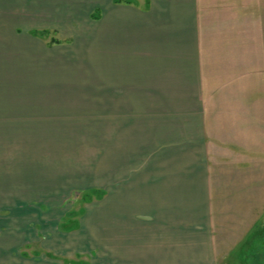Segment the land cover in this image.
Here are the masks:
<instances>
[{"label": "rangeland", "instance_id": "1", "mask_svg": "<svg viewBox=\"0 0 264 264\" xmlns=\"http://www.w3.org/2000/svg\"><path fill=\"white\" fill-rule=\"evenodd\" d=\"M19 1L23 5L15 0L0 17L9 25L5 28L0 21V54H15L6 55L7 63L17 64L16 58L25 52L20 39H13L11 27L50 28L42 41L34 42L40 54L35 67L27 66L32 75L8 79L25 91L0 92V134L2 129L9 132V139L0 135L4 138L0 139V264H112L121 245L116 240L130 236L126 224L147 215V195L137 190L132 201L123 200L125 188L113 183L109 188L110 183L101 180L99 166L119 165L127 176L139 170L147 147L126 149L121 141L123 150L102 148L99 153L94 139L65 137L62 130L70 128L71 122H85L87 129L95 131L101 75L94 57V23L87 25V12L71 13L58 4L49 12L43 1ZM200 15L203 95L213 122L210 129L217 137L216 155L225 154L228 165L247 167L246 183L232 193L229 205L218 200L214 205L219 225L215 233L220 240L228 239L224 252L218 247L217 264H248L257 247L248 238L264 233V0H200ZM51 39L60 45L47 48L45 43ZM66 39L70 43H64ZM47 65L51 71L47 72ZM74 77L77 82L70 91L50 89V84H70ZM26 95L29 107L17 104L12 109L5 100ZM128 96L123 99L126 104L131 100ZM27 127L35 131L27 132ZM17 137L22 139H10ZM138 151L140 155L131 153ZM101 186L108 192L105 197L98 196L96 188ZM238 218L244 221L240 231Z\"/></svg>", "mask_w": 264, "mask_h": 264}, {"label": "crops", "instance_id": "2", "mask_svg": "<svg viewBox=\"0 0 264 264\" xmlns=\"http://www.w3.org/2000/svg\"><path fill=\"white\" fill-rule=\"evenodd\" d=\"M14 1L0 0V17L11 10L9 7ZM36 1H43L49 12L55 11L57 4L71 13L87 12V25L94 23L95 26L94 57L99 61L97 75H101V79L97 78L101 81V89H97L98 115L92 124L95 131L87 129L85 122H71L70 128L62 130L65 137L67 134L72 140L94 139L99 153L102 148L123 150L119 146L121 141L126 142V149L147 147V157L139 170L127 176L119 165L99 166L101 180L110 183L109 188L111 183L125 188L123 200L132 201L137 190L147 195V215L126 224L130 236L128 233L116 240L121 245L112 256V264H217L218 247L224 252L228 239L220 240L215 233L219 225L214 205L217 200L218 204L229 205L232 193L246 183L247 167L228 165L231 162L225 160V154L216 155L217 137L210 129L213 122L208 117L203 95L204 23L200 0ZM16 3L23 5L19 0ZM91 14H95L94 19ZM0 21L5 28L9 27L1 18ZM18 25L11 27V35L13 39H20L19 44L25 50L21 59L16 58L18 63L13 65L6 62V57L15 54H0V92L5 94L25 91V87L8 79L32 75L27 66L35 67L40 54L34 42L42 41L33 32L50 28L33 27L23 31ZM64 41L68 44L71 40ZM55 45L60 44L45 43L47 48ZM46 67L48 72L50 69ZM76 79H71L74 81L70 84H50V89L58 93L70 91ZM29 88L34 87L29 85ZM29 88L26 94L31 91ZM74 89L82 90L81 87ZM127 96L131 99L128 104L123 100ZM7 97L5 100L10 101L12 109L17 104L27 107L31 104L27 95ZM56 105L63 109V105ZM64 107L71 108L68 103ZM25 129L35 131V128ZM8 133L2 129L0 135L6 134L4 138L9 139ZM141 172L144 174L136 176ZM124 178L136 180L126 183ZM105 188H96L99 197L108 195ZM236 224L240 231L244 221L238 218Z\"/></svg>", "mask_w": 264, "mask_h": 264}, {"label": "flooded vegetation", "instance_id": "3", "mask_svg": "<svg viewBox=\"0 0 264 264\" xmlns=\"http://www.w3.org/2000/svg\"><path fill=\"white\" fill-rule=\"evenodd\" d=\"M248 239L252 243H256L257 246L256 250L253 251V254L250 256L251 261L248 264H264V233L262 235L259 234L255 238Z\"/></svg>", "mask_w": 264, "mask_h": 264}, {"label": "trees", "instance_id": "4", "mask_svg": "<svg viewBox=\"0 0 264 264\" xmlns=\"http://www.w3.org/2000/svg\"><path fill=\"white\" fill-rule=\"evenodd\" d=\"M93 18H95V15L93 16ZM33 35L37 36V37H46V35H48V32L46 31H42V32H33ZM50 42L53 44V43H60L58 40H55V39H51ZM98 193V192H97ZM99 194V193H98ZM99 196V195H98ZM87 201H89L88 198H86Z\"/></svg>", "mask_w": 264, "mask_h": 264}]
</instances>
